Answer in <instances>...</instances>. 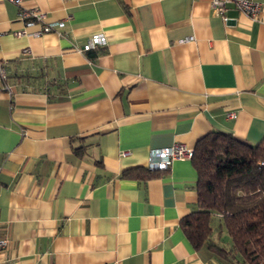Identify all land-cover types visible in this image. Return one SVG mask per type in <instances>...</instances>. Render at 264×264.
I'll return each instance as SVG.
<instances>
[{
	"label": "crops",
	"instance_id": "crops-1",
	"mask_svg": "<svg viewBox=\"0 0 264 264\" xmlns=\"http://www.w3.org/2000/svg\"><path fill=\"white\" fill-rule=\"evenodd\" d=\"M255 1L226 20L211 0L0 2V264H224L180 226L199 208L191 159L145 171L154 147L264 138ZM22 9L64 25L17 36L40 27ZM96 32L105 44L77 50Z\"/></svg>",
	"mask_w": 264,
	"mask_h": 264
},
{
	"label": "trees",
	"instance_id": "trees-1",
	"mask_svg": "<svg viewBox=\"0 0 264 264\" xmlns=\"http://www.w3.org/2000/svg\"><path fill=\"white\" fill-rule=\"evenodd\" d=\"M191 161L199 208L180 220L186 238L224 264H264V138L249 144L212 131L196 141ZM214 230L227 234L228 246L213 240Z\"/></svg>",
	"mask_w": 264,
	"mask_h": 264
},
{
	"label": "built area",
	"instance_id": "built-area-1",
	"mask_svg": "<svg viewBox=\"0 0 264 264\" xmlns=\"http://www.w3.org/2000/svg\"><path fill=\"white\" fill-rule=\"evenodd\" d=\"M3 0H0V2ZM14 3H18L20 0H8ZM234 5L240 11L246 13L249 17L255 18L260 11V3L255 0H211V7L214 12L226 20L225 12L228 5ZM18 15L24 20L25 26L33 25L34 23H40V27L36 30L28 32L25 29H19L15 31L17 36L29 35V36H39L44 32H49L56 30L64 25V19L57 21H45V15L41 11L30 9V10H20ZM192 36L184 37L183 41H189ZM106 43V36L102 32L92 33L86 40V42L78 47L79 51H87L91 49H96L99 46ZM28 53V49L23 50ZM5 71L0 64V77L5 78ZM229 117H235L234 112L228 113ZM194 152V148L189 147L183 143H174L169 146L164 147H154L149 150L147 157V167L151 170H165L167 169L172 161L179 159H191ZM126 154V152H123ZM8 244V239L5 237L0 238V250L4 249Z\"/></svg>",
	"mask_w": 264,
	"mask_h": 264
},
{
	"label": "rangeland",
	"instance_id": "rangeland-1",
	"mask_svg": "<svg viewBox=\"0 0 264 264\" xmlns=\"http://www.w3.org/2000/svg\"><path fill=\"white\" fill-rule=\"evenodd\" d=\"M213 223H214V225H216L217 226V224H218V220H215V219H213ZM215 236L217 235V234H214ZM217 237V236H216ZM213 238V237H212ZM220 238V240H221V243H222V245H224V246H228L229 245V237L227 236V234L223 231L222 233H221V235L219 236V237H217L216 239L218 240Z\"/></svg>",
	"mask_w": 264,
	"mask_h": 264
}]
</instances>
